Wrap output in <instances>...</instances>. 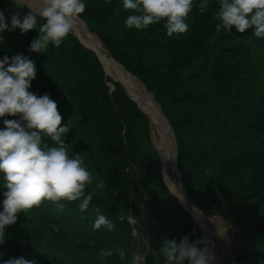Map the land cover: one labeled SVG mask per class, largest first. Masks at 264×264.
I'll list each match as a JSON object with an SVG mask.
<instances>
[{"label":"trees","instance_id":"16d2710c","mask_svg":"<svg viewBox=\"0 0 264 264\" xmlns=\"http://www.w3.org/2000/svg\"><path fill=\"white\" fill-rule=\"evenodd\" d=\"M2 1L4 5L2 10L6 22L10 26L11 16L13 15L10 8L15 2L12 1V3L8 0ZM203 21L207 27L203 32H201L202 26L200 24L190 35H187V33L174 34L169 37L163 26L165 21L162 20L156 23L155 26H151L155 28L156 31L154 30L150 34L153 37L157 36L159 40L158 45L154 46L151 40H147L148 33L145 34L146 40L143 42V46L137 48L136 52L139 56H133V54L123 52L117 48H115L114 51L118 55L119 51L124 54L120 56V58L122 57L125 61V67L143 81L149 83L150 85H147V87L153 92L156 91L157 94H155L159 101L164 99L169 101L171 108H173L172 111L169 110V112L174 122L173 128L178 144L177 164L181 172L183 187L190 188L188 184L190 183L188 181V175H186L189 170L191 169L193 173L197 172L200 179L198 177H193V187L199 194L198 197L202 200L204 199L203 202L206 204H201L202 206L198 207L206 210L205 206H207L209 202H212L214 205H228V203H230V205L238 204L240 201L238 199L242 200V197L247 193L245 195L240 194L239 191L233 187V184L242 181L245 185V190H249L248 186L253 183L251 176L246 178V182L249 183V185H246L243 179L233 177V174L240 168L249 165L254 155V151L251 150H255L257 146H260L259 141L264 137V79L262 83L260 82L257 84L256 82L255 85L251 84L247 75L246 77H242L240 68L243 64L241 62L242 57L239 53L235 58V64L224 61L218 66H211L212 62L215 64L221 61L218 49L221 46L220 41L222 39L226 37L227 40H231L245 37L251 29L242 34L238 33L234 28L229 32L223 30L217 32L215 30V24L219 23V21L214 20V22H212V19H208V15L203 17ZM38 35L39 34H36L33 30L21 34L19 28L15 31H4L0 33V37H2V39H0V57L3 59V57L7 55L9 59H11L13 55L23 54L35 62L37 74L35 79L31 82L29 91L35 93L38 97L47 93L50 98L57 103V110L62 116L61 126L68 123L71 128L64 137L68 154L70 157H74L76 153H79L83 157L85 166L90 168L91 175L94 177L93 184L90 185L92 189H87V192L95 189V195L90 202L89 208L84 212L79 210V201L68 202L62 200L60 203L65 204L63 211L57 209L54 203H52L50 207H47L46 202H42L39 207L32 208L26 214L23 212L18 213L17 222L14 225L6 226L5 243L0 245V252L5 253L3 259L6 260L10 258L11 255H14L16 258L24 256L29 260L35 259L38 261V264H49L48 261L52 260H57L62 264H73L77 258V249H81L80 252L84 254H86V252L88 253L90 259L86 258V260H90L91 264H113L111 260L112 256L117 258L115 250L123 243L129 244V247L132 249L134 244L126 241L121 234L113 237L110 236L109 247L113 252V255L110 257L101 258L98 253L95 254L92 249L86 248V244L91 240V236L88 235L86 229L91 226L93 220L96 218L97 213L95 209L99 208V214L102 215H104L106 211V205L99 195L102 196V194H104L110 197L108 189H96V184L100 180H103L102 178L105 176L108 177L107 187L121 185L123 196L133 193V195L137 197L136 208L130 199L128 201V208L130 204V212L132 214L138 212L141 218L145 217L149 221L152 231V237H150L151 241L148 242L149 245L151 242V247L149 248L147 244L150 259H152L154 253L155 258L160 261L161 264H166L159 253V248H157L155 244L158 234H161V237L166 235L165 222L169 223V225L171 224L169 219L166 216L164 217L163 209L165 203L164 205L156 206L149 202L150 199L142 192L143 179L137 180L138 186L135 189L134 178L130 180L122 170L123 179L119 176L121 183H113L115 179L112 177L111 173H109L108 176L99 164L93 163L96 159L91 155L95 150L94 141L99 140L97 139L99 136L105 138L106 132L110 133L108 130L109 125L102 116H97V123H94V128L92 124L86 126V120L81 122V126L78 128L77 116L74 114L72 106L67 104L64 91L58 86L57 82L54 80L53 72H50L46 64L47 59H49L48 49L46 53L28 51L32 40L38 37ZM175 36H178L179 39L175 38ZM65 40L70 42L68 36L65 37ZM207 41L212 43L214 48L209 50V46L206 43ZM137 42L141 43L142 40H135L131 44L135 45ZM161 45L169 49V52L158 54V56L165 58V63L162 64L159 61L154 63L149 57L152 52L156 54V49L154 48H158ZM258 46L259 48H264V42ZM235 48L238 50L236 52H239V48L236 46ZM226 55L231 54L226 53ZM232 56L234 55L232 54ZM155 58L157 59V57ZM236 65L240 66L237 67ZM193 66L195 70L190 71ZM155 68L159 71L156 75L154 71ZM204 71H206V73ZM186 74H188V76L193 75L196 82L208 79L209 82L202 87V90L205 92H201L200 89L198 90L196 85L193 87V90L186 89L184 92L179 89L181 86L175 89L180 78ZM246 83H248V85H246ZM244 92L247 93L249 97H244ZM219 95L223 96L227 101L215 106L213 104L217 103L215 99L216 96ZM119 97L123 98V100H113L116 103V107L129 110V117L126 122L130 127L131 121L134 123L131 127L133 133L138 131L139 137L137 140L133 138L134 141L139 144L144 143L146 133H140L139 129L140 127H142V129H148L149 122L147 116L137 107V103L133 99L128 96ZM250 104L258 110L255 123L251 121L248 115L242 110L245 106ZM104 109L103 115L106 116V110ZM235 110L238 113L237 115L240 116H238L237 121H242L247 127V135H243V132H241L244 128L240 130L236 126L234 121ZM144 116L146 117L145 119ZM4 119H18V116H5L0 118V130L5 129L3 123ZM169 120L171 121L170 118ZM126 131L127 128L124 132ZM252 131L257 132L258 138L255 142L256 146H252L250 142L251 138H253ZM124 132H122V135L125 136ZM127 133H130V130ZM45 139L50 146H56L55 142L51 141L50 138L45 137ZM190 140H194L198 142V144L194 146ZM84 141L85 143H83ZM122 149H125L128 154V147L125 144L122 145ZM189 150L194 152L192 157L193 163L191 165H189ZM254 170L255 167H253L252 171ZM148 177L149 175L146 174V179H148ZM261 177L264 184V168ZM125 179L129 185L125 184ZM2 184L3 175L0 174V211L3 210L2 201L5 199L3 192L6 191V189L2 187ZM190 190L191 189L186 191L188 195L190 194ZM260 191L264 192V189ZM172 198L174 199L173 196ZM253 198L254 196H251L246 200H252ZM163 201L165 202V199H163ZM48 214L54 218L52 217L46 220ZM226 215L227 220L234 221V224L242 226L246 233L248 222L241 221L242 216L237 220L238 216L233 215L232 212ZM59 221H61V223H59ZM117 223L121 229L125 230L124 224L120 225L122 223L121 221L117 220ZM114 224V231L117 232V224ZM145 226L146 225H143V228H145ZM101 229L103 231H108L106 228ZM254 233H256L255 229ZM79 243L82 248L78 247ZM67 259L70 263L66 262ZM101 260H105V262L98 263V261ZM254 260L255 258L253 259L252 257L247 263H253ZM125 263L118 262V264Z\"/></svg>","mask_w":264,"mask_h":264},{"label":"rangeland","instance_id":"374dc122","mask_svg":"<svg viewBox=\"0 0 264 264\" xmlns=\"http://www.w3.org/2000/svg\"><path fill=\"white\" fill-rule=\"evenodd\" d=\"M8 1L15 2H12L13 5L10 8L13 14L20 12L22 15H26L29 10L36 12L39 11V5L31 2V0ZM82 2L85 3L86 8L81 14L80 18L87 25V29L94 33L99 39V42L102 46V52L106 53L107 56H109V58L116 63L114 64L115 66L117 64L122 66L121 72L123 74L126 73L128 75V73L132 72H130V70L125 67V61L123 58H120V56L124 54L120 51L119 55L116 54L114 51L115 48L120 49L123 52L133 54V56H139V54L136 52L137 48L143 46V42L146 40L145 34L148 33L147 40H151L154 46L159 44L157 36L153 37L150 34L154 30L156 31L155 28L151 27L155 26V24L149 25L148 28L141 30H137L135 28L129 29L125 26V20L129 15L132 14V11H125L123 9L122 0H82ZM203 2L204 0H193L192 11L189 13L185 21L189 27L188 30L183 34L187 33V35H190V33H192L193 30H195L200 24L202 26L201 32L205 31L207 27L203 21V17L206 15H208V19H212V22L216 20L215 12L219 9V0H207L208 8H206L204 12L201 13L198 10V5ZM3 7V1L0 0V11H3ZM37 21V29H33V31H35L36 34H39V27L45 21L39 16H37ZM77 34L72 31L68 35L70 42L64 39V42L59 47H54L52 44H49V59H47L46 64L48 65L50 72H53L54 80L64 91L67 104L72 106L73 112L77 116L78 128H80L81 122L84 120L87 121L85 123L86 126L92 124L94 128V123H97V116H102L109 125L108 130L110 133L106 132L104 136L105 138L99 136V138L97 137L99 140L94 141L95 150L91 153V155L96 159L93 163L99 164L108 176L109 173H111L112 177L115 179L113 183H121L119 176L123 179V171L130 180L134 178L135 189L138 186L137 180L143 179L142 192L150 199L149 202L156 206L164 205L165 203V207L163 209L164 217L166 216L171 224L169 225V223L165 222L166 235L162 236L163 238L161 237V234L157 235L155 241L157 248L162 246L164 238L175 239L177 242H179L182 237L187 235L190 243L196 240L205 241L204 244L199 246L201 248L205 246L208 247L210 254L213 256L215 255L213 262L215 260L216 262H214V264H264V192L260 191L264 189L263 179L261 177V173L264 168V137L259 141L260 146H257L255 150H251L254 151V155L252 160L249 162V165L240 168L233 174V177L243 179L246 185H249V183L246 182V178L248 176H251V180L253 181V183L248 186L249 190H245V185L242 181L233 184V187L236 188L240 194L245 195L247 193L242 197V200L238 199L240 201L236 205H230V203H228V205H214L212 202H209L207 206H205L206 210L198 207L205 203L203 202L204 199L202 200L198 197L199 194L193 187L192 180L193 177H198L199 179L200 177L197 172L193 173L191 169L189 170L188 174L186 175H188V181L190 182L188 184L190 185V188L183 187V190L191 200L192 204L202 212V215L198 216L197 212H191L189 209H187L188 207L185 205L182 199L181 201L183 204L177 195L170 189L171 186L166 181L164 171L165 165L164 162H162V157L158 150V148L160 149L163 146L161 144L157 146L155 143L156 137L158 139H163L162 132L160 130V134H158V132L155 130V127L152 125V123H155V121L141 109L142 106H140L138 102L139 97L136 98V102L134 97L128 93V90H126V87L123 83L129 78L124 77V81L121 80L115 74L116 70L112 66L110 67V65L107 67V64L103 62L101 56L98 55L93 49L89 48V44L84 43ZM83 36L84 35H82V38ZM175 38H178V36H175ZM135 40H142V42H137L135 45H132L131 43H133ZM220 42L221 46L219 47L218 51L221 61L216 62L215 64L212 62V67L215 65L218 66L224 61L234 63L235 58L239 53L242 57L241 62L243 64V66L240 68L242 71V77H246L247 75V78L251 84L255 85L256 82L257 84L263 82L264 66H262V63L264 62V56H260L259 51L260 53H264V48H259L258 45L264 42V37H254L251 35L250 30L248 35L245 37L231 40H227L225 37ZM206 43L209 46V50L214 48L213 44L209 41ZM234 44L239 48V52H236L238 50L235 48ZM154 49H156V54H153L152 52L151 56L149 57L152 62L157 63L159 61L162 64L165 63V58L158 56V54L169 52V49L162 45ZM226 53L231 55H226ZM232 54L235 57L232 56ZM155 57H157V59ZM0 59L2 58L0 57ZM260 59L263 60L261 64H259ZM105 61L107 62V59ZM236 66L239 67L240 65ZM193 70H195L194 66L191 67L190 71ZM154 71L155 75L159 73L157 68H155ZM204 72L206 73V71ZM132 74L134 79H136V81H138L139 84L144 87V90L154 96L155 100L160 106L161 118L168 121V126H171L173 135L176 138L173 128L174 122L172 120V115L169 112V110L172 111L173 108H171L169 101L167 99L159 101L156 97V91L153 92L149 87H147V85L150 84L143 81L136 74ZM114 81H117L120 84ZM208 82V79H203L196 82L193 75L188 76V74H186L180 78L178 84L175 86V89L178 86H181L179 89L183 90L184 92L186 89L193 90V87L196 85L198 90L200 89L201 92H205L202 90V87ZM246 85H248V83H246ZM132 94L136 96L138 93L132 92ZM243 95L244 97H249V95L245 92ZM119 96H128L129 98L133 99L137 103V107L142 110V113L145 116H147L149 122L148 129H142V127L139 129L140 133H146L144 137V143L139 144L138 142L134 141V139H138L139 134L137 133L138 131H135V133H133V130L131 131V127L134 124L132 121L130 123L131 127L126 122L127 118L129 117V110L116 107V103L113 101H122L123 98ZM142 101L145 102L144 100ZM215 101L217 103H214L213 105L218 106V104L226 102L227 100H225L223 96L219 95L216 96ZM103 109L106 110V116L103 115ZM242 110L246 115H248L250 120L255 123V117L257 116L258 110L252 104L245 106V108ZM237 114L238 113L235 110L234 121L236 126L240 130L244 128L241 130V132H243V135H247V127L242 121H237L239 116ZM145 116L144 119L146 118ZM126 128L127 131L124 132ZM129 130L130 133H127ZM122 132H124L125 136L122 135ZM252 137L253 138L250 140L251 145L256 146L255 142L258 138L256 131H252ZM158 139L156 140L157 143L159 142ZM190 142H192L194 146L198 144V142L194 140H190ZM83 143H85V141ZM86 143L88 144L87 141ZM124 144L128 147V154L125 149H122V145ZM188 155L190 157L189 165H191L193 163L192 157L194 152L189 150ZM170 165H173L172 161ZM253 167H255L254 171H252ZM86 168L91 173L90 168ZM165 170L169 177L173 178L175 176L170 166L165 168ZM146 174L149 175L148 179H146ZM102 179L106 182V184L108 183V177L103 176ZM180 181L183 186L181 172ZM125 184L129 185L127 184L126 179ZM177 185L179 186V182H177ZM87 189L91 190L92 186L86 185V192ZM106 189L109 190L110 197H107L104 194H102V196L99 195V197L106 205V211L104 215L108 219L110 217V220L117 224V232L114 230H93V225H91L86 229L88 235L91 236V240L86 244V248L92 249L95 254L99 253L101 248L110 249V236L113 237L121 234L126 241L133 243L134 246L131 249L129 244L123 243L120 247H118L115 250V255L117 258L112 256L111 259L113 264H118L119 261L122 263L128 262L125 264H129L133 253L137 250L145 255V264H161V262L155 258L154 253L152 259H150V254L148 253L147 243H145L144 235L147 237L149 242L151 241L150 237H152V231L149 221L145 217L141 218L140 214L135 212V215L140 221V224L136 225V227L141 230L140 238H136L131 235L132 226L128 224L127 220L120 224H124L125 230L121 229L117 223V217L119 213L124 212L126 215L130 214V204L128 208L129 199L136 208L137 197L134 196L133 193L131 195L126 194L123 196L121 185L108 186ZM113 189H118L117 193H115ZM189 189L191 190L190 194L188 195L186 191ZM251 196H254L252 200H246ZM163 199H165V202ZM44 202H46L47 207H50L53 203L48 200L43 201V203ZM231 212L233 215L238 216L237 220L240 216H242L241 221L248 222L246 233L244 232V228L242 226L234 224V221L227 220L226 214ZM52 217L53 216L48 214V216H46V220ZM211 218L213 219V222H210ZM202 219L203 221H201ZM59 223H61V221H59ZM143 225H146L145 228H143ZM254 229L256 233H254ZM93 242L95 243L93 244ZM78 247L82 248L80 243L78 244ZM148 247H151V242ZM80 251L81 249H77V258L73 264H91L90 260H86V258H89L88 253L86 252V254H84ZM11 257H14V255H11ZM252 257L253 259L255 258L253 263H247V261ZM66 262L70 263L68 259ZM101 262L103 263L105 260L98 261V263ZM48 263L62 264L57 260L48 261ZM185 264H188V261H185Z\"/></svg>","mask_w":264,"mask_h":264},{"label":"clouds","instance_id":"9594fccd","mask_svg":"<svg viewBox=\"0 0 264 264\" xmlns=\"http://www.w3.org/2000/svg\"><path fill=\"white\" fill-rule=\"evenodd\" d=\"M122 6L133 13L125 20L127 28L146 29L163 20L166 33L171 37L188 30L185 21L192 11L193 0H122ZM85 8L82 0H39L38 12L29 10L26 15L16 12L11 16L10 26L0 11V33L19 28L21 34H25L37 29L39 16L45 22L39 27V35L32 40L28 51L46 53L49 44L59 47L64 42ZM206 8L207 0L198 5L201 13ZM215 19L219 21L215 24L217 32H229L234 28L242 34L251 29L252 36L264 37V0H219ZM36 74L35 62L23 54L13 55L11 59L5 55L0 59V118L18 116V119H4L5 129L0 130V174L3 175L2 187L6 189L0 211V245L5 243L6 226L17 222L18 213L26 214L45 200L53 202L60 211L65 208L60 201H79V210L84 212L95 195V189L85 191L86 185L93 184L94 177L86 168L83 157L79 153L74 157L68 154L64 137L71 128L68 123L61 126L62 116L57 103L47 93L38 97L29 91ZM45 137L56 146H50ZM106 187L104 180L96 184L99 190ZM113 191L117 193L118 189ZM95 211L93 230L102 226L108 231L115 229L110 219L99 214V208ZM117 219L127 220L132 226L131 235L141 237V230L136 227L140 221L135 214L121 212ZM144 238L149 245L145 235ZM204 243L203 240L190 243L187 235L179 242L164 238L159 253L166 264H185V261L188 264H212L215 257L209 248L199 246ZM4 255L0 252V264H38L37 260L24 256L5 260ZM98 255L107 258L113 252L101 248ZM145 261V255L137 250L129 264H145Z\"/></svg>","mask_w":264,"mask_h":264},{"label":"bare ground","instance_id":"6f19581e","mask_svg":"<svg viewBox=\"0 0 264 264\" xmlns=\"http://www.w3.org/2000/svg\"><path fill=\"white\" fill-rule=\"evenodd\" d=\"M31 2H34L35 4H37V5H39V2H38V0H31ZM80 30H82V27H80V29L78 28V20H77V22H76V24H75V27H74V29H73V31L80 37V39L84 42V43H86V44H89V47L91 48V49H93L98 55H100L101 56V59L103 60V62H105V64H107V67L110 65V67L112 66L116 71V75L121 79V80H123V79H125V78H129V79H127L126 80V82H124L123 84L127 87V89H128V92H136V93H138L136 96L133 94V96H134V99L136 100V98L137 97H139V99H138V102H139V104H140V106H142L141 107V109H144V110H146V111H149V110H151V111H155L156 110V112L160 115V110L159 109H157V107H156V105H154V99H153V97H152V95H150L149 93H147L145 90H144V87L143 86H141L140 84H139V82L138 81H136V79H134V77H130L129 75H127L126 73H124L125 74V76H124V74L121 72V68L119 67V65H114V62L112 61V60H109V59H107L106 57H105V55L104 54H102L101 53V51H99V49H98V46H99V44L98 43H96L97 41V38L94 36V35H89V34H87L88 35V37H85V36H83V38H82V32L80 31ZM103 55V56H102ZM107 59V62L105 61ZM109 67V68H110ZM111 70H113V69H111ZM114 71V70H113ZM111 72V71H110ZM125 77V78H124ZM124 81V80H123ZM132 82V83H131ZM144 100L145 102H143L142 100ZM137 102V101H136ZM144 112V111H143ZM147 113H150V111L149 112H146V114ZM148 115V114H147ZM153 117V116H152ZM154 121H155V123L153 122L152 123V125L155 127V130L158 132V134H160V128H162V125H164V129L166 130V137H167V139H168V141L170 142V143H172V138H171V131L169 130V128H168V126L163 122L162 124H161V122H162V120L160 119V118H158V117H156V116H154L153 118H152ZM160 127V128H159ZM156 140L158 139L157 137L155 138ZM156 140H155V143H156V145L158 146L159 144H161L163 147H161L160 149L158 148V150H159V154H161V157H162V162H164V171H165V176H166V181H167V183H169L170 184V186H171V190L177 195V197H179V199H180V201H181V199H182V201L185 203V205L188 207V208H191L188 204H187V201L185 200V198L183 197V195H182V193H181V188H180V186H178L177 185V183H175V179H174V177L173 178H171V177H169L168 176V174L166 173V170H165V168H167L170 164H171V161H172V164H174V152L172 151V147H171V150L169 149V147H168V144H167V141H164L163 139H158L159 140V142L157 143L156 142ZM172 156H173V159H172ZM179 182V181H178ZM168 184V185H169ZM182 201H181V203H182ZM183 204V203H182ZM186 208V207H185ZM197 212H198V216H201L202 215V213L197 209V208H195V207H193ZM191 209V212H194V209ZM201 221H203V219L201 220ZM210 222H213V219L211 218L210 219ZM201 225H202V222H201ZM207 226V225H206ZM206 238V237H205ZM208 243V242H207ZM215 256V255H214ZM217 259V258H216ZM220 261V260H219ZM214 262H216V260L214 261ZM214 262H212V264H214Z\"/></svg>","mask_w":264,"mask_h":264},{"label":"water","instance_id":"95a60500","mask_svg":"<svg viewBox=\"0 0 264 264\" xmlns=\"http://www.w3.org/2000/svg\"><path fill=\"white\" fill-rule=\"evenodd\" d=\"M80 27H82V30H80L81 32H82V34L85 36V37H88V35L87 34H89V35H94L96 38H97V36L94 34V33H92V32H90L88 29H87V25L84 23V21L81 19V18H79L78 19V28L80 29ZM97 42L96 43H98L99 44V46H98V49H99V51H101V53L102 54H104L105 55V57L107 58V59H109V60H112V59H110L109 58V56H107V54L106 53H103L102 52V46H101V43L99 42V39L97 38V40H96ZM113 61V60H112ZM114 62V61H113ZM114 64H116L115 62H114ZM118 65V64H117ZM119 67L120 68H122V66H120L119 65ZM128 75L130 76V77H134L133 76V74L132 73H128ZM125 86V85H124ZM126 87V86H125ZM126 90H128L127 89V87H126ZM149 92V91H148ZM130 95H132L133 96V94L131 93V92H128ZM151 94V93H150ZM152 95V94H151ZM134 97V96H133ZM152 97H153V99H154V105H156V107H157V109H159L160 110V106H159V104H158V102L155 100V98H154V96L152 95ZM136 101V100H135ZM144 112H149L150 111V113H147L148 114V116L149 117H154V116H156V117H158V118H160L161 120H162V122H161V124L164 122L167 126H168V121L166 120V119H163V118H161V116L160 115H158V113L156 112V110L153 112V111H151V110H149V111H146V110H144V109H142ZM152 117V118H153ZM160 128V127H159ZM168 128H169V130L171 131V138H172V143H170L169 141H168V139H167V137H166V130L164 129V125H162V128H160V130H161V132H162V135H163V139L165 140V141H167V144H168V147H169V149L171 150V147L173 148V152H174V164L173 165H169L170 166V168L172 169V172L175 174V176H174V178H175V182L177 183L178 181H179V186H180V188H181V193H182V195H183V197L185 198V200L187 201V204L191 207L190 209H192L194 206H193V204H192V202H191V200L188 198V196L184 193V190H183V187H182V184H181V181L179 180V178H180V171L178 170V167H177V163H176V156H177V152H176V149H177V143H176V139H175V137H174V135H173V130H172V128H171V126H168ZM178 179V180H177ZM199 210V209H198ZM200 211V210H199Z\"/></svg>","mask_w":264,"mask_h":264}]
</instances>
